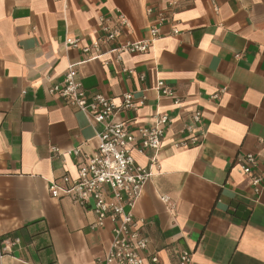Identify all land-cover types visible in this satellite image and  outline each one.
Listing matches in <instances>:
<instances>
[{
	"label": "crops",
	"instance_id": "0c3cea01",
	"mask_svg": "<svg viewBox=\"0 0 264 264\" xmlns=\"http://www.w3.org/2000/svg\"><path fill=\"white\" fill-rule=\"evenodd\" d=\"M164 3L0 0V264H106L112 224L91 230L90 209L50 192L54 180L75 179L99 144L100 127L49 93L71 65L88 92L116 104L146 91L145 106L118 112L114 122L136 129L152 125L156 113L173 120L157 153L135 154L152 173L134 210L145 221L148 255L158 264H179L182 251L191 264H264V184L257 195L241 168L254 155L264 180V0H181L177 22L162 27L151 49L120 62L108 46L88 61L65 46L68 38L91 45L99 18L118 14L129 23L124 38L148 40L146 9ZM159 81L176 91L181 109L160 96ZM194 111L202 113L196 129L205 139L176 148ZM76 147L73 159L67 153Z\"/></svg>",
	"mask_w": 264,
	"mask_h": 264
},
{
	"label": "built area",
	"instance_id": "2783aa9c",
	"mask_svg": "<svg viewBox=\"0 0 264 264\" xmlns=\"http://www.w3.org/2000/svg\"><path fill=\"white\" fill-rule=\"evenodd\" d=\"M181 0H159L165 2L164 8L148 6L146 14L150 18L149 39L133 42L124 38V32L129 28L125 16L118 14L116 17L102 16L99 18L100 36L88 46H82L79 39H66L67 48L80 49L88 60L101 57L102 47L108 46L109 52L115 54L117 62L122 61L124 54H145L153 42L161 35L165 24L176 23V14ZM214 13L219 12L218 6L212 2ZM180 31L173 27V35ZM239 56H236L238 58ZM123 72L135 75L134 70ZM139 80L145 81V76L140 75ZM156 90L161 97L170 99L174 106L181 109L182 102L176 91L164 81L157 83ZM146 91L139 97L134 94H125L120 103L101 94H91L83 85L79 73L74 65L69 66L64 79L60 84L50 87L49 93L62 99L65 105L84 114L87 120L97 129L98 147L95 154L87 164L81 166L75 179L64 176L50 184L53 198L74 197L82 208L90 209L95 214V222L91 230L102 229L108 223L112 224V240L106 256V264H146V259L151 264H158L156 254L148 255L149 240L142 233L145 224L142 219H137L134 210L142 194L143 188L151 178V170L136 162L135 154L157 153L164 141L166 132L173 125V120L166 114L156 113L153 124L150 126L133 129L125 122H114L118 112H136L145 106L147 101ZM226 92L222 88L212 96L218 101ZM202 113L194 111L188 122L180 130L182 140L176 143V148H189L200 146L205 139L204 131H197L202 123ZM54 153H59L58 148H52ZM81 147L69 151L67 155L73 159L79 158ZM156 164L155 157L151 159ZM258 167L254 155H247L241 161L244 174L251 180L254 192L258 195L264 184L260 174L255 173ZM18 241V240H17ZM192 255L187 251L179 254V264H191Z\"/></svg>",
	"mask_w": 264,
	"mask_h": 264
}]
</instances>
